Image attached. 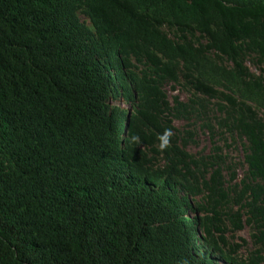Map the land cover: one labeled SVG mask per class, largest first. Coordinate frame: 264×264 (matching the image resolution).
Returning <instances> with one entry per match:
<instances>
[{
    "label": "trees",
    "instance_id": "obj_1",
    "mask_svg": "<svg viewBox=\"0 0 264 264\" xmlns=\"http://www.w3.org/2000/svg\"><path fill=\"white\" fill-rule=\"evenodd\" d=\"M0 264H264V0H0Z\"/></svg>",
    "mask_w": 264,
    "mask_h": 264
},
{
    "label": "rangeland",
    "instance_id": "obj_2",
    "mask_svg": "<svg viewBox=\"0 0 264 264\" xmlns=\"http://www.w3.org/2000/svg\"><path fill=\"white\" fill-rule=\"evenodd\" d=\"M252 70L255 71L256 69L252 67ZM258 71V70H257ZM260 72V71H258ZM168 95L170 99H173V97H181L183 100L187 99V95H185L183 92L177 90H174V86H168L167 88ZM120 106L124 108H128L126 104L123 103H117ZM179 126H183L182 123H177ZM199 150H194L196 152H205L209 153L212 150V147H220V149L223 151V155H227L229 158V161H232L234 164L237 165V171L236 174L238 175L239 180L243 179L245 175V168H242V162H243V150L240 143L233 142L231 139H226V137L221 138L220 136H216V138H212L210 133L206 130L199 131ZM241 240L246 241L247 248L246 251L251 250V230L249 227H246L242 232H239L235 235V241L241 243Z\"/></svg>",
    "mask_w": 264,
    "mask_h": 264
},
{
    "label": "clouds",
    "instance_id": "obj_3",
    "mask_svg": "<svg viewBox=\"0 0 264 264\" xmlns=\"http://www.w3.org/2000/svg\"><path fill=\"white\" fill-rule=\"evenodd\" d=\"M171 135H172V133H171L170 130H165L164 133H163V135H161L159 137V140H160V148L161 149H165V148L168 147L169 142H170V139L169 138L171 137ZM132 139H133V141H137L138 140V137H133Z\"/></svg>",
    "mask_w": 264,
    "mask_h": 264
}]
</instances>
